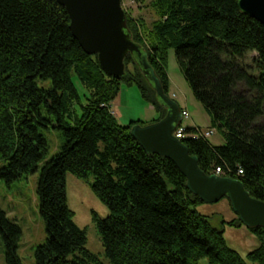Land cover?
Instances as JSON below:
<instances>
[{"label":"trees","instance_id":"trees-1","mask_svg":"<svg viewBox=\"0 0 264 264\" xmlns=\"http://www.w3.org/2000/svg\"><path fill=\"white\" fill-rule=\"evenodd\" d=\"M150 6L157 14L150 26L126 11L133 40L168 96V54L175 50L210 128L225 143L181 141L206 174L219 167L221 176L241 180L264 201V25L244 14L237 0H151ZM70 24L57 0H0V158L7 162L0 180L10 185L39 169L49 153L43 129H58L63 138L40 172L37 193L48 237L36 250L37 264H105L87 249L86 232L74 222L67 173L92 177L94 193L109 209L106 218L93 214V220L112 264H264V228L246 227L259 246L244 259L224 237L225 225L244 226L238 214L214 226L198 212L205 203L175 163L148 154L132 136V126L147 123H119L112 103L123 83L140 89L159 113L154 122L167 114L135 58L127 56L125 76L106 74ZM39 79L51 81V88H40ZM0 234L7 263L22 264L21 229L1 208Z\"/></svg>","mask_w":264,"mask_h":264},{"label":"rangeland","instance_id":"rangeland-1","mask_svg":"<svg viewBox=\"0 0 264 264\" xmlns=\"http://www.w3.org/2000/svg\"><path fill=\"white\" fill-rule=\"evenodd\" d=\"M151 0L141 3L137 0H122L125 10L135 18H142L147 25H151L157 14L150 6ZM169 95L183 110H188L190 116L182 120V126L200 128L202 131L210 129V116L205 107L199 102L178 65L175 50H169L168 54ZM40 88L49 89L51 81L38 80ZM82 94H87L82 85L77 82ZM114 107V108H113ZM113 111L117 112V119L123 126H128L133 121L147 124L158 119L159 113L142 97L137 86L122 84L118 97L113 102ZM116 116V115H115ZM49 144V153L44 161L39 164L35 173L24 175L18 181L8 185L0 180V208L6 212L10 221L16 223L21 229L18 242V256L22 264H37L36 250L47 239L45 223L40 211V199L37 193L40 181V172L43 165L56 155L63 143L61 131L50 127L43 129ZM213 146L224 145V139L217 130L207 139ZM6 161L0 158V167L6 165ZM93 178H80L72 173L66 175L67 203L74 212L75 224L86 232V247L105 264H112L105 255V249L93 214L99 218H106L109 214L108 207L97 197L92 189ZM200 214L210 217L214 226L220 227L222 221L236 218L228 198H223L217 203L201 204L197 207ZM224 237L230 248L236 250L244 259L247 254L259 246L258 239L245 227L235 228L225 225ZM5 243L0 234V264H8L5 254ZM206 264V261H202Z\"/></svg>","mask_w":264,"mask_h":264},{"label":"water","instance_id":"water-1","mask_svg":"<svg viewBox=\"0 0 264 264\" xmlns=\"http://www.w3.org/2000/svg\"><path fill=\"white\" fill-rule=\"evenodd\" d=\"M57 1L66 8L71 19L70 29L82 49L88 55L97 56L106 74L116 78L125 76V60L132 55L167 108L161 120L132 126L131 134L142 148L148 154L174 162L187 179L188 189L204 203H217L226 197L245 227L264 228V201L252 197L239 179L206 174L188 146L175 137L174 132L182 122L181 108L164 92L145 51L133 40L122 0ZM237 4L244 14L264 25V0H237Z\"/></svg>","mask_w":264,"mask_h":264},{"label":"built area","instance_id":"built-area-1","mask_svg":"<svg viewBox=\"0 0 264 264\" xmlns=\"http://www.w3.org/2000/svg\"><path fill=\"white\" fill-rule=\"evenodd\" d=\"M123 8L125 10V6L124 4ZM126 11V10H125ZM182 111V120L185 118H189L190 114L188 112V110L183 109ZM114 115H115V111H113ZM187 127L182 126V122L181 124L178 126V128L176 129V131L174 132V135L177 139L182 140V139H186V138H192V139H198V138H205L208 139L210 138L212 135H214L216 129L214 128H210L207 131H202L200 128L198 127H192L194 130L191 132H187L186 130ZM223 173V170H221V168L217 167L215 169V174L216 175H220ZM238 175H243L244 172L242 169H239L237 172Z\"/></svg>","mask_w":264,"mask_h":264},{"label":"crops","instance_id":"crops-1","mask_svg":"<svg viewBox=\"0 0 264 264\" xmlns=\"http://www.w3.org/2000/svg\"><path fill=\"white\" fill-rule=\"evenodd\" d=\"M112 107H113V103H112ZM114 111H115V109H114ZM115 115H116V117L118 116L116 111H115ZM193 126L195 127L196 125H193Z\"/></svg>","mask_w":264,"mask_h":264}]
</instances>
